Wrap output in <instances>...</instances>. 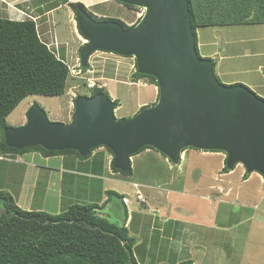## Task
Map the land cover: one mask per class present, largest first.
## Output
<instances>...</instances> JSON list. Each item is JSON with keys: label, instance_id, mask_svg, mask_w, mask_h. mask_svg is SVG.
I'll return each instance as SVG.
<instances>
[{"label": "water", "instance_id": "water-1", "mask_svg": "<svg viewBox=\"0 0 264 264\" xmlns=\"http://www.w3.org/2000/svg\"><path fill=\"white\" fill-rule=\"evenodd\" d=\"M142 10L131 28L97 21L82 9L74 13L85 40L83 68L95 52L133 58L141 75L153 77L158 97L134 116L117 119L116 104L105 94L78 96L68 122H52L38 105L25 112V123L6 127V147L75 151L85 158L108 149L112 166L131 170L130 158L150 147L178 165L186 149L221 152L225 167L241 165L264 179V100L243 85L218 82L213 62L198 57L187 0H120Z\"/></svg>", "mask_w": 264, "mask_h": 264}, {"label": "rangeland", "instance_id": "rangeland-1", "mask_svg": "<svg viewBox=\"0 0 264 264\" xmlns=\"http://www.w3.org/2000/svg\"><path fill=\"white\" fill-rule=\"evenodd\" d=\"M94 11L99 16L93 15V17L99 20L101 16L106 15L119 17L123 22L131 23H135L142 15L141 9H133L129 12L126 6L117 2L100 5L94 8ZM54 19L57 25L54 34L59 44H53L51 34V41L47 37L42 40L58 58L65 61L69 68L70 75L65 94L57 97L25 98L7 117L9 126H22L25 123V112L32 105L41 107L52 122H68L75 98L89 96L91 89L88 85L90 84L103 87L110 99L119 102L114 112L117 119L134 116L143 107L135 111L140 103L145 102L144 106L154 104L153 99H150V92L142 86L141 82L145 81L134 82L132 79L136 70L133 58L95 52L87 62L89 69L83 71L79 61V48L85 44V40L79 35L74 15L71 14L68 17L67 12L62 9L58 11ZM49 29L52 32L53 28ZM197 30L202 36L204 35L201 28ZM254 94L264 100V89H257ZM191 150L186 160H182L180 166L173 167L172 172H167L159 163H153L146 158L135 163L136 165L133 164L132 179L121 174L115 176L116 180L111 181L99 178L76 180L74 177L73 186H69L70 181H68L63 189L59 188V190L54 183V186L49 188L47 202L39 196L44 192L46 178L45 174H42L43 178L36 191L38 195L34 199H24L23 204L26 205H22V196H20L17 199L20 202L18 207L24 211H41L55 215L73 204L101 205L107 199L105 195L102 197V191H114L125 197L127 207L130 212H133L135 218V224L133 226L132 223L130 224L132 229L129 228V236L136 242L133 254L138 264L184 262L187 250L192 248L189 245L192 244V237L184 236L183 239H179L173 236L174 230L163 232L164 226L158 228L157 223L159 221V225L164 223V217L171 220L185 217V221L197 222L206 214L209 220L218 226L216 227L218 230L217 234L216 232L213 234L214 239L199 240L198 246H201L202 252L211 256L219 250L218 257L224 256L226 260L220 264H264V181L261 183L258 174L255 173L246 175L247 181H243L245 170L241 165L228 173H222L224 164L221 169V157L205 156L201 154L205 152ZM103 151L108 153L105 149ZM57 162H59L58 159L54 160L53 165L55 166ZM88 167L90 171L98 172L96 162L90 163ZM3 170L5 171V168ZM79 170L86 171L87 168L81 166ZM2 177L4 176H0ZM168 177H176L171 182L173 185L170 188L163 186ZM135 181L148 187L140 188L137 184L133 185ZM9 186L14 194H20L17 193L16 182ZM227 188L230 189L228 194L225 190ZM136 191L138 192L135 194ZM120 207L118 200L113 199L101 214L110 222L121 226L125 216L120 211ZM57 208H61L58 213H56ZM133 229L139 232L135 233ZM187 229L192 228L187 226ZM165 230L168 231L166 227ZM185 231L183 230L182 233ZM196 232L208 231L197 229ZM143 239L145 240L142 241Z\"/></svg>", "mask_w": 264, "mask_h": 264}, {"label": "trees", "instance_id": "trees-1", "mask_svg": "<svg viewBox=\"0 0 264 264\" xmlns=\"http://www.w3.org/2000/svg\"><path fill=\"white\" fill-rule=\"evenodd\" d=\"M113 1L121 4L120 0ZM187 2L197 53V29L264 24V0H187ZM67 6L73 13L80 8L97 21H116L125 29L131 28L138 21L127 26L117 19H96L81 3H68ZM126 8L136 9L131 6ZM82 47L79 48V53ZM81 69L88 70L89 64ZM69 72L65 61L58 58L40 40L32 20L11 21L0 18L1 153L38 152L45 157L73 155L85 161L98 149L91 150L82 158L71 150L46 151L36 146L18 151L6 147L4 143L3 130L9 127L6 119L12 111L30 96L64 95ZM132 79L134 82L145 81L157 87L153 77L141 75L137 70L133 73ZM218 82L221 84L219 80ZM101 93H105L104 88L94 86L89 97ZM114 103L117 108L119 102ZM104 149L112 156L108 149ZM147 149L152 148L144 147L137 154ZM110 168L113 173L132 176V170L121 172L113 168L112 162ZM228 172L224 163L222 173ZM246 175L245 173L243 178L246 179ZM106 196L107 200L102 205L73 204L59 214L50 215L41 211L21 210L9 193L0 191V264H138L133 254L135 239L129 236L125 226L127 219V209L123 203L125 197L114 191H107ZM113 199L118 200L124 208L125 221L121 226L110 222L101 214Z\"/></svg>", "mask_w": 264, "mask_h": 264}, {"label": "crops", "instance_id": "crops-1", "mask_svg": "<svg viewBox=\"0 0 264 264\" xmlns=\"http://www.w3.org/2000/svg\"><path fill=\"white\" fill-rule=\"evenodd\" d=\"M68 3H81L88 10H92L93 15L99 16L94 11V8L99 7L100 5L115 2L113 0H0V18L11 21H23V18L25 20L30 19L35 23L38 36L42 42H44L42 40V38L45 39L44 37H47L50 39L49 41H51L50 37L52 35L53 44L58 45L59 42L54 34V29L57 26L54 23V16L62 9L67 12L68 17H70L71 14L74 15L70 8H68ZM129 12H131V10H129ZM101 18H113L122 21L119 17L115 16L108 17L103 15ZM124 23L127 26H131L133 24L131 22ZM44 26H46V28ZM49 28H53L52 32H50ZM201 31L204 32L203 36L198 30L196 31L198 54L201 58L208 59L213 62L215 76L223 85H243L253 91V93L256 92L257 89H264V24H242L219 28H204L201 29ZM141 83L142 86L147 88L150 92V99H153L155 103L158 96L157 87L146 82ZM144 105H146L145 102L138 104L135 111H138V109L141 106L144 107ZM146 107H148V105ZM103 150L104 149L101 148L94 150L91 157L85 161H81L73 155L45 157L38 152L12 154L1 153L0 151V173H2L0 176H4L0 178V191L9 193L13 197L17 206H20V202L17 201L20 196H22V205H26L23 204V202L25 203L24 199H34L35 196L38 195L36 191L40 180L43 178L42 174H45L46 178L44 179V192L40 193L39 196H42L45 202L48 200V192L50 191L49 188H52L54 183L56 187L58 186L59 190V188L63 189V186L68 183V181H70L69 186H73L74 177L76 180H93L96 178L110 181L116 180L115 176H118V173H113L110 168L113 157ZM189 152H192V150L186 149L181 153L179 164L176 166H180L181 161L186 160L187 156L190 154ZM201 154L205 156L217 155L221 157L222 166L220 168L222 169L226 160V155L224 153L205 152ZM146 158L153 163H159L160 166L167 172H172L173 167H175V165L171 164L168 159L163 157L159 152L147 149L130 158L131 169H133V164H137L141 162L140 160H144ZM56 159H58L59 162H57L54 166L53 161ZM93 162H96L98 172H93V170L90 171L88 165ZM81 166L86 167L87 170L80 171L79 167ZM3 168H5V171ZM146 169L149 170L148 168ZM128 178H133V172L132 176ZM175 178L176 177H168L163 186H168L170 188V186L173 185L171 182ZM258 178L261 183H263L264 179L260 175H258ZM243 181H247V178ZM13 182L17 183V193H20L19 195L14 194V192L10 190L9 185ZM135 184L139 185L140 188L148 187L145 184L138 183L136 181L133 185ZM225 190L226 194L230 192V189L228 188ZM171 191L178 192L176 190ZM106 192V190L102 191V197L103 195L106 196ZM137 192L138 191H136L135 194ZM123 203L126 205L127 209V219L124 221L129 233L130 224L132 223V226L135 224V218L133 216V212H130L128 209L127 200L125 198ZM120 206V211L124 216V208L121 203ZM60 210L61 208H57L56 213ZM164 219L165 221L161 225H159L160 221L157 223L158 228L164 226L163 232H171V230H174L173 233H175V235H172L174 237H178L179 239H183L184 236L186 238L192 237V244H189L192 248L187 250V257L184 262H189L190 264H220L222 261L226 262L224 256H222V258L218 257L220 254L218 252L219 250L215 252L216 254L214 253L211 256H208L202 252L201 246H198L201 238L214 239L213 234L215 232L217 234L218 228L216 227L218 226L212 222V220H209L210 218H208L207 214L197 222L185 221V217H179L178 220L173 218V221L168 217H164ZM140 225L142 226V224ZM187 226H190L192 229H187ZM165 227L168 231L165 230ZM130 229H132V227ZM197 229L208 232H196ZM159 230L160 229H158V231ZM183 230L186 231L182 233ZM187 230L189 232H187ZM133 231L135 233L139 232L134 229ZM165 235L169 236V234ZM144 240L145 239L142 241ZM194 249L198 250L196 251Z\"/></svg>", "mask_w": 264, "mask_h": 264}, {"label": "built area", "instance_id": "built-area-1", "mask_svg": "<svg viewBox=\"0 0 264 264\" xmlns=\"http://www.w3.org/2000/svg\"><path fill=\"white\" fill-rule=\"evenodd\" d=\"M94 86H95V84H90V85H88V88L92 89Z\"/></svg>", "mask_w": 264, "mask_h": 264}]
</instances>
